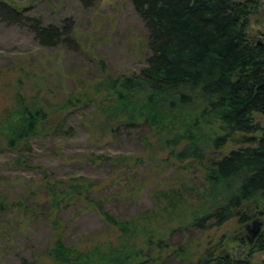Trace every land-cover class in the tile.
I'll return each instance as SVG.
<instances>
[{"label": "trees", "instance_id": "obj_1", "mask_svg": "<svg viewBox=\"0 0 264 264\" xmlns=\"http://www.w3.org/2000/svg\"><path fill=\"white\" fill-rule=\"evenodd\" d=\"M131 2L148 31L150 54L139 72L123 74L118 83L116 79H109V86L117 90L119 100L118 105L108 102L110 108L105 113L110 120L116 118V129L110 130L136 129L141 124L163 130L166 119L173 121L176 115L173 110L194 106L193 94L200 100H207L211 107L202 108L197 117L193 115L192 123L184 124V132L171 125L161 143L149 138L142 141L152 160L157 159L154 154L164 151L159 148L161 145L175 147V162L182 165L197 161L205 170V181L181 187L172 183L158 187L151 193L153 206L131 217L114 215L105 209L102 199L92 196L98 186L94 178L78 175L55 182V185L47 183L49 211L44 213L53 229L49 247L43 252L36 251V259L22 257L19 264H157L165 255H174L179 264H190L186 260V244L181 241L172 246L167 240L169 233L163 232L166 230L155 231L152 227L164 229L167 223L177 222L179 215L184 218L180 209L194 201H204L208 207L204 211L195 210L188 220L179 223L180 228L205 233L233 218H237L242 226L250 222L256 212L264 219V126L256 122L257 115H264V40L255 38L250 32L252 17L258 13L261 1ZM29 10L0 0V19L30 27L43 46L75 45L71 20H66L62 26L45 24ZM17 83L23 85L21 80ZM140 88H144L147 101L139 107L126 97ZM14 93L13 102L0 111V151L11 152L14 155L12 163L22 166L30 161L25 144L31 138L51 135V131L44 128L49 114L40 102L29 101L19 90ZM170 95L178 96L165 104ZM72 97L69 96L61 111L71 104ZM167 108L171 111L168 116ZM122 109L127 110L124 111L126 114H121ZM213 125L218 127L216 134L207 139L208 145L216 150H222L236 134H257L258 138L250 146L233 148L211 160L206 169L205 153L199 141L200 137H207L203 128ZM97 156L95 153L87 155L94 161L110 165H125L133 157L121 154ZM140 160L141 157L136 158V161ZM183 171L179 176L184 175ZM64 185L68 186L67 192ZM222 191L226 195H221ZM37 196L38 193L34 198ZM8 199L5 192H0V214L17 208L22 209V217L24 213L30 214L27 204H11ZM63 200L67 203L78 200L85 207L97 210L106 222L107 230L97 237L98 240L94 238L78 246L67 243L62 236L60 216L65 206ZM251 203H255V207L249 210ZM146 236L147 248L132 243ZM95 239L96 243L90 245ZM256 251H264V230L251 248V253ZM208 261L209 258L204 264H250L246 259H227L218 255L213 257L212 263Z\"/></svg>", "mask_w": 264, "mask_h": 264}, {"label": "rangeland", "instance_id": "obj_2", "mask_svg": "<svg viewBox=\"0 0 264 264\" xmlns=\"http://www.w3.org/2000/svg\"><path fill=\"white\" fill-rule=\"evenodd\" d=\"M8 1L28 7L29 13L45 24L62 26L66 20H71L76 43L73 46L67 43L43 46L30 27L0 19V111L13 102L14 92L19 90L29 101L37 100L46 109L49 117L44 128L51 131V135L31 138L25 144L30 153L28 164L12 163L14 155L0 151V192H5L11 204H27L30 208V214L24 213V217L21 208L7 209L0 214V264H19L22 257L36 259V251L48 249L53 229L44 213L49 211L47 183L55 185V182L78 175L94 178L98 186L92 196L102 199L105 209L114 215L131 217L153 206L151 193L158 187L171 183L181 187L205 181V170L197 161L182 165L175 162V147L161 145L159 148L164 151L154 154L157 159L152 160L142 141L149 138L161 143L171 125L184 132V124H191L193 115L197 117L202 108L211 107L207 100H200L193 94L194 106L173 110L176 115L173 121L166 119L163 130L152 129L147 124L136 129L125 127L118 132L110 130L116 129V118L110 120L105 112L110 108L108 102L118 105L119 100L117 90L109 86V79H116L118 83L123 74L139 72L150 54L148 31L131 0ZM260 1L250 32L255 38L264 40V0ZM18 80L23 81V85L18 84ZM144 92V88H140L128 93L126 100L144 106L147 101ZM70 95L73 101L66 105L69 108L61 111ZM177 96L170 95L165 104ZM124 111L127 110L122 109L121 114H126ZM165 111L166 116L171 112L169 108ZM256 122L264 126V115H257ZM216 127L203 128L207 137H200L199 141L205 153L206 169L229 150L250 146L258 138L257 134H236L222 150H216L208 145V139L216 134ZM90 153H95L96 157L99 154L133 157L125 165H110L90 159L87 157ZM137 157H141L140 162L136 161ZM181 171L184 175L179 176ZM67 187L63 186L66 192ZM36 193L37 199L34 198ZM221 195H226L225 191ZM207 207L204 201L191 202L180 209L184 218L179 215L177 222L167 223L164 229L152 228L166 230L163 232L169 233L167 240L172 246L181 241L186 244V260L190 264H204L208 258L207 263H212L217 255L246 259L250 264L264 263V251L251 253L264 230V219L257 212L242 226L233 218L205 233L180 228L179 223L188 220L195 210L204 211ZM254 207L255 203H251L248 209ZM60 216L64 240L76 246L97 239L108 228L97 210L85 207L78 200L66 201ZM147 237L132 243L145 249ZM96 239L90 241V245L96 243ZM157 264H179V260L174 255H165Z\"/></svg>", "mask_w": 264, "mask_h": 264}]
</instances>
